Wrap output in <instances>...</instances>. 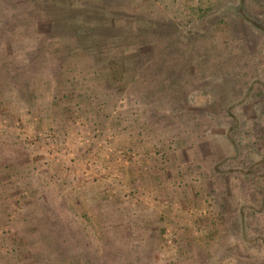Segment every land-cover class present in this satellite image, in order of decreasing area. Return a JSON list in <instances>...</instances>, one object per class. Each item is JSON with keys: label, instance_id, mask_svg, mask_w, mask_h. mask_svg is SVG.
Masks as SVG:
<instances>
[{"label": "rangeland", "instance_id": "374dc122", "mask_svg": "<svg viewBox=\"0 0 264 264\" xmlns=\"http://www.w3.org/2000/svg\"><path fill=\"white\" fill-rule=\"evenodd\" d=\"M43 2L0 0V264H264V207L227 204L255 196L234 167L264 157V0H113L119 31L80 43L89 30L66 28L77 16L58 19ZM154 20L199 25L201 38L136 35ZM143 40L152 61L172 51L171 79L235 97L245 124L211 121L201 86L186 109L174 88L150 95L131 57ZM101 55L124 61L125 78Z\"/></svg>", "mask_w": 264, "mask_h": 264}, {"label": "trees", "instance_id": "16d2710c", "mask_svg": "<svg viewBox=\"0 0 264 264\" xmlns=\"http://www.w3.org/2000/svg\"><path fill=\"white\" fill-rule=\"evenodd\" d=\"M244 1V0H243ZM25 3V2H23ZM118 4L123 5L122 2H113L110 0H44L43 5L44 6V11L48 12L53 10V14H55V12L59 15L57 16L58 19L60 18H64L66 19V21H68L69 23H71V21L74 20V16H77V20L78 22L76 23V25H74V23L68 24L66 25V28L68 27L70 30H75L77 29L76 27L79 28H84V29H88L89 31L87 33H82L78 36H76V38L78 39L77 43H80L81 40H87L88 38H91V40L93 42H99V41H105L108 40V38L112 35H114L113 32H115V34L119 31V29L117 27H113V24L115 22H120L118 20L120 16V13L122 11L119 10H112V6H116ZM244 4V3H243ZM41 6V7H42ZM66 7H69L72 10V13H67L64 12V9ZM5 10L8 9L7 6H5ZM63 10V11H62ZM108 10V12H107ZM106 11L108 13V15H105ZM239 15H241L242 17H244L247 22L252 21L246 14L245 9H244V5L241 6V9L238 12ZM61 16V17H60ZM56 17V16H55ZM66 17V18H65ZM123 22V21H122ZM121 22V23H122ZM253 23V22H252ZM148 27L145 28H138L136 30V35H147L149 33H153L155 31H159L162 33L157 32L156 35H160V36H164V37H173V35L171 33H179L182 34V36H184V39H187L186 41H192L193 43H197L199 41V39L201 38V36L198 34L200 29V26H192V28L187 29V31H179V27L178 25H170L167 22H163V21H153V22H149ZM90 29H92V31H90ZM155 31H154V30ZM175 31V32H172ZM109 32L108 36H104L105 33ZM126 37V39H129L127 37H129V35L124 36ZM170 39V38H169ZM172 40V39H171ZM125 42H128L127 40H124ZM164 44V42L162 43V45ZM153 45V44H152ZM196 45V44H195ZM198 45V44H197ZM149 46L151 47V43L148 42V40H143L140 43V46L135 49L133 51V53H131V57L134 58V60L132 62H135L134 65L136 64V75L137 72L139 75L142 74L143 76V82L147 85V84H152V88L150 89V95H155L158 96L159 98H165L167 96L171 95V91L174 88V93L172 96H175V107H180V108H184L186 109L187 105H188V100H187V95L188 92H193L195 90H200V86H201V91L204 92L207 89L210 90V94H211V98H208L207 102L204 104V106H201V108L205 111L208 112L211 117L212 120L214 122H220V120L225 121L226 118H229L232 122L236 123V120H240V114H234L233 113V109L235 107V97H224V96H220V94L216 93V89L213 87L215 82H210V84H205V82H201L200 85L196 84V85H191L190 82L188 84L187 80H183L180 77H175L176 79H171L172 75L178 74L179 73V69H176V67H179L180 63L176 62L174 65H171L169 62V59L171 58L172 55V51L169 49H166V54L168 55V58H160L157 61H152V58H146V56H142L140 53V49H148ZM167 47L166 44L164 46H162V48ZM84 47H80L78 45V50L83 49ZM168 48V47H167ZM200 48V47H198ZM172 50H174L173 48H171ZM182 49L186 52V54L191 52V49L189 48H181L180 49V53H182ZM85 50V49H84ZM102 51V50H101ZM100 50H98V53H103ZM177 52V51H176ZM175 53V51H174ZM115 56H108L107 58L103 57V55L97 57L96 59L100 60L103 59L105 61H107L106 63H108L111 66V71H112V76L114 79L117 80H121L123 78H125V75L127 74L128 71H125L123 69L126 68L125 67V62L122 61H117L115 58ZM168 59V60H167ZM167 60V61H166ZM166 61V62H165ZM107 64V65H108ZM157 76H159L157 78ZM158 79V80H157ZM236 79L234 77H230V78H226L225 82L228 83L229 86H226L230 92H232L234 90V85L232 81H235ZM175 82V83H174ZM204 85H207L208 88H205ZM218 85V84H217ZM232 86V87H231ZM206 89V90H205ZM215 92V93H214ZM239 116V117H238ZM240 124H245V122L243 121H239ZM235 129V127L233 128ZM232 129V130H233ZM254 129V127L252 126V130ZM243 135L242 137L244 138V140L246 139L245 137L247 136V132H242ZM228 139V138H226ZM234 141H232L233 143V157L235 158L237 157L239 148H238V144L235 139H233ZM254 140V141H253ZM251 140V143L248 142L247 146L249 149V155H255V152H257V141H255V139ZM253 158V157H252ZM261 160H256L254 163H252L250 165L249 170H246V172H244L243 170H239L237 168L234 167L233 171H235L236 173H241V175L239 176L241 181H244L247 184L252 185L255 188V196H252L250 198V196H246L245 199L242 197V199H238L237 197H232L231 196V200L230 203L228 201L227 204L228 206L231 203H242V209L241 206H239L240 210V214L244 215L243 212L245 210L248 209H256L255 205L263 208L264 207V171L262 172V174L258 175L256 174L255 176L252 177H247V174H252L251 172L253 171V168L257 167V170L260 169L259 166L260 164L258 163H264V157H261ZM233 160V159H232ZM248 160V159H247ZM251 161L255 160V159H250ZM231 170V169H230ZM251 171V172H250ZM263 179V180H261ZM257 196V197H256ZM227 198V197H226ZM259 207H257L258 211L261 210V208L259 209ZM244 224V221H243ZM245 225V224H244ZM243 227V226H242ZM241 227V228H242ZM241 231L244 234L242 235V237L245 236V230L244 227L241 229ZM263 246H264V242H262ZM264 249V248H263ZM264 259V256H263Z\"/></svg>", "mask_w": 264, "mask_h": 264}]
</instances>
